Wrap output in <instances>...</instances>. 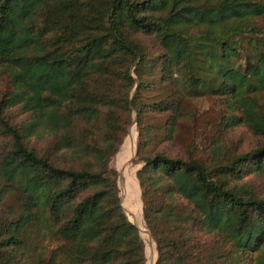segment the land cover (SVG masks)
<instances>
[{"label": "trees", "instance_id": "1", "mask_svg": "<svg viewBox=\"0 0 264 264\" xmlns=\"http://www.w3.org/2000/svg\"><path fill=\"white\" fill-rule=\"evenodd\" d=\"M143 35L159 54L150 57ZM156 67L182 94L222 98L232 110L226 122L261 142L225 162L216 151L211 160L141 156L154 264H264V198L240 184L247 173L264 175V0H75L68 12L60 0H0V73L10 84L0 98V202L7 188L24 199L19 215L0 216V264L24 255L31 223L60 243L36 264H145L110 162L132 111L140 133L147 109L169 111L175 125L177 93L148 105L137 92L130 98L133 75L145 89L141 76ZM15 68L24 70L13 78ZM15 84L21 102L9 106ZM13 110L23 121H11Z\"/></svg>", "mask_w": 264, "mask_h": 264}, {"label": "rangeland", "instance_id": "2", "mask_svg": "<svg viewBox=\"0 0 264 264\" xmlns=\"http://www.w3.org/2000/svg\"><path fill=\"white\" fill-rule=\"evenodd\" d=\"M61 9L64 12L71 11L74 8L75 0H60ZM73 2V3H72ZM144 46L154 57L161 52V48L153 37L139 36ZM27 58V53L22 52ZM24 69L15 68L10 72L14 78L15 72H22ZM158 68H154V74L143 73L142 79L149 82L147 88L138 85L140 78L133 75L135 81L130 89V98L137 92L139 101L144 104L158 102L160 100H169L177 93L181 96L180 111L177 115L171 130L169 111H149L145 113L143 125L144 131L140 133L137 116L134 111L131 112V123L127 128L126 135L119 147L117 153L112 157L110 165L118 172L117 189L120 198L121 207L129 222L137 227L138 237L143 244L145 264H154L157 258L156 245L154 237L147 229L143 220V202L141 199V190L136 178V172L142 167L141 156H151L156 153L163 154L173 159H188L190 156L211 160L214 151L218 152V160L225 162L228 158H233L254 150L261 142L245 124L231 125L226 122V117L232 112L228 104L220 97L211 94L201 97H194L182 94L184 93L179 85L174 86L172 82H163L159 80L157 74ZM26 78L29 73H26ZM84 78V75L82 76ZM83 81V80H82ZM113 83L116 92H120L118 82ZM139 86V87H138ZM35 89L40 86L33 84ZM10 90V84L6 76L0 73V98ZM19 91V86L15 84L9 94V106L20 104L21 101H15L14 95ZM122 93V92H120ZM262 105L264 99L259 98ZM11 121H23L19 112H12ZM141 134V136H140ZM145 142L146 145L138 152V143ZM38 146L44 144V141L36 142ZM218 150V151H217ZM247 183L253 187L257 195L264 198V175L255 172L243 175L240 184ZM3 182H0V188ZM5 198L0 202V216L9 221L13 216L22 212L23 198L17 190H9ZM198 239L204 241L208 236L198 233ZM22 250L25 255L23 260L22 253L13 255L7 260V264H36L37 259H46L51 251L59 246V241L43 229L40 224L28 226L23 238ZM17 250L16 247L7 248ZM22 251H19L20 253Z\"/></svg>", "mask_w": 264, "mask_h": 264}]
</instances>
